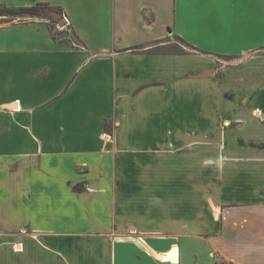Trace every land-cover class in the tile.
I'll use <instances>...</instances> for the list:
<instances>
[{
    "label": "crops",
    "instance_id": "0c3cea01",
    "mask_svg": "<svg viewBox=\"0 0 264 264\" xmlns=\"http://www.w3.org/2000/svg\"><path fill=\"white\" fill-rule=\"evenodd\" d=\"M29 2L69 25L0 24V264H264V0Z\"/></svg>",
    "mask_w": 264,
    "mask_h": 264
},
{
    "label": "rangeland",
    "instance_id": "374dc122",
    "mask_svg": "<svg viewBox=\"0 0 264 264\" xmlns=\"http://www.w3.org/2000/svg\"><path fill=\"white\" fill-rule=\"evenodd\" d=\"M33 4V2H31ZM30 2L28 4H31ZM61 13H62V10H56V11H51L49 10L48 8H45V9H38V14L37 15H34L32 17H41V18H45L46 20H48V22L50 23V25L52 26V33L55 34L56 36V39L57 40H60L61 38V33L64 30H60V29H57L55 27V21L56 19L61 16ZM32 17H10V18H6V17H2V19H0V24L2 23H5V22H8V21H15V20H22V19H27V18H32ZM6 18V19H5ZM3 20V21H2ZM69 29V28H68ZM67 30V38L68 40H73L75 43H77V39L76 37L74 36V34L72 33L71 30ZM167 42V45H164V46H160L159 48L161 49H167L169 50L170 52H181L183 51L182 53H186V49H191L187 46H185L180 40L179 38H177V36L175 35H172L170 37H167L164 42ZM255 54H260V55H264V52L261 51V52H257ZM216 60V64L219 68L221 67H228L230 65H232L234 63V59L232 58H223V56H217L214 58Z\"/></svg>",
    "mask_w": 264,
    "mask_h": 264
},
{
    "label": "trees",
    "instance_id": "16d2710c",
    "mask_svg": "<svg viewBox=\"0 0 264 264\" xmlns=\"http://www.w3.org/2000/svg\"><path fill=\"white\" fill-rule=\"evenodd\" d=\"M45 9L48 8L51 11H56V10H61V8L56 7V6H52L46 2H33V4L31 5H26V6H7L5 4L0 5V19H2V17H6V18H10V17H32L34 15L38 14V9ZM62 17V13L61 16H59L57 20H59ZM5 18V19H6ZM3 21V20H2ZM53 30V29H52ZM54 39H56L55 34H53ZM177 38H179V40L187 47L191 48V49H196L199 50L197 48H194L192 46V44H190L189 42H187L185 39H183L182 37L177 36ZM200 51V50H199ZM183 51L179 52H170V53H182ZM221 56V55H220ZM223 58H230L229 56H223Z\"/></svg>",
    "mask_w": 264,
    "mask_h": 264
},
{
    "label": "built area",
    "instance_id": "2783aa9c",
    "mask_svg": "<svg viewBox=\"0 0 264 264\" xmlns=\"http://www.w3.org/2000/svg\"><path fill=\"white\" fill-rule=\"evenodd\" d=\"M60 19L63 20V23L60 25V24L58 23V20H57L56 23H55V27H56L57 29L63 30V29H65V28L68 27V25H69V21H68L67 17L64 16L63 14H62V17H61ZM215 264H232V263H230V262H226V261H218V262H216Z\"/></svg>",
    "mask_w": 264,
    "mask_h": 264
},
{
    "label": "bare ground",
    "instance_id": "6f19581e",
    "mask_svg": "<svg viewBox=\"0 0 264 264\" xmlns=\"http://www.w3.org/2000/svg\"><path fill=\"white\" fill-rule=\"evenodd\" d=\"M176 250V249H175ZM175 250H173V251H175ZM173 255H175V254H173ZM160 257H161V255H160ZM167 258H169V257H171V256H166ZM175 259V258H174ZM171 261H175V260H171Z\"/></svg>",
    "mask_w": 264,
    "mask_h": 264
}]
</instances>
